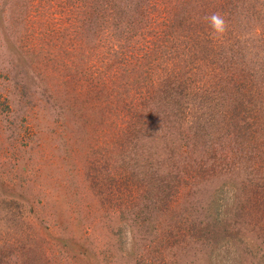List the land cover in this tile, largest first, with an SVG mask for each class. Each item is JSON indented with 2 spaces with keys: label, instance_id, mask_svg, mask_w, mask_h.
Segmentation results:
<instances>
[{
  "label": "rangeland",
  "instance_id": "obj_1",
  "mask_svg": "<svg viewBox=\"0 0 264 264\" xmlns=\"http://www.w3.org/2000/svg\"><path fill=\"white\" fill-rule=\"evenodd\" d=\"M0 264H264V0H0Z\"/></svg>",
  "mask_w": 264,
  "mask_h": 264
},
{
  "label": "clouds",
  "instance_id": "obj_2",
  "mask_svg": "<svg viewBox=\"0 0 264 264\" xmlns=\"http://www.w3.org/2000/svg\"><path fill=\"white\" fill-rule=\"evenodd\" d=\"M206 19L211 29V37L217 40L222 39L228 27L225 17L221 13L215 12L206 17Z\"/></svg>",
  "mask_w": 264,
  "mask_h": 264
},
{
  "label": "trees",
  "instance_id": "obj_3",
  "mask_svg": "<svg viewBox=\"0 0 264 264\" xmlns=\"http://www.w3.org/2000/svg\"><path fill=\"white\" fill-rule=\"evenodd\" d=\"M160 85H161V89L159 90L161 92V94L163 95V99L165 100H171L170 99V93L169 92H175L176 95H178V98L183 99L184 94H181L183 89H181V87L178 86V82L176 80L170 81V79H165V80H160L159 81Z\"/></svg>",
  "mask_w": 264,
  "mask_h": 264
}]
</instances>
